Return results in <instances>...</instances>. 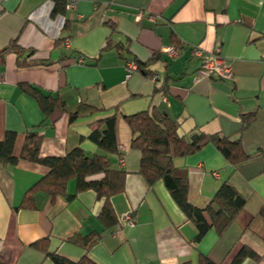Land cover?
<instances>
[{"label":"crops","instance_id":"obj_1","mask_svg":"<svg viewBox=\"0 0 264 264\" xmlns=\"http://www.w3.org/2000/svg\"><path fill=\"white\" fill-rule=\"evenodd\" d=\"M75 1L73 9L52 16V0H0V50L15 40L26 50L23 56L42 62L18 65L15 51L3 52L0 139L7 130L16 132L18 155L26 131L35 129L42 135L41 155L62 156L76 146L93 154L99 148L90 132L100 119L116 113L122 158L110 155V165L126 172L124 191L111 197L118 223L103 231L101 202L91 189L77 192L73 179L67 184L69 198L52 199L39 190L31 205L22 207L24 194L47 169L23 160L0 163V264H53L32 246L41 239L50 252L74 261L86 255L96 264H201V255L231 264L242 247L259 259L246 257L240 264H264V216L259 213L264 207V0ZM108 21L116 25L114 33ZM62 38L68 45L56 44ZM108 38L111 45L125 47L102 50ZM174 41L179 43L177 55L162 50ZM218 45L232 65V78L197 76L200 62L193 48L214 51ZM78 54L82 63L76 62ZM126 60L136 61L129 75ZM138 63L147 64L139 69ZM154 73L160 77L156 82ZM21 82L59 96L66 111L56 110L43 121L38 103ZM156 85L165 86V93ZM81 103L96 109L69 121L67 112ZM152 107L177 120L182 134L198 129L207 135H239L244 152L252 154L232 165L207 142L173 158L188 178L187 199L194 206L205 207L225 179L245 198L221 235L210 228L194 242L195 226L163 183L148 186L137 173L140 152L130 147L123 115ZM249 113L254 118L241 128V116ZM127 214L132 222L124 220ZM91 232L100 237L87 250L67 240Z\"/></svg>","mask_w":264,"mask_h":264},{"label":"trees","instance_id":"obj_2","mask_svg":"<svg viewBox=\"0 0 264 264\" xmlns=\"http://www.w3.org/2000/svg\"><path fill=\"white\" fill-rule=\"evenodd\" d=\"M52 1L51 15L65 14L67 0ZM107 24L111 32L114 33L116 25L110 21ZM65 39H58L56 44L63 43ZM174 42L179 47V43ZM109 47L121 51L125 46L120 42L111 45L108 38L102 50ZM7 49L16 52L18 65L42 63L39 60L23 56L26 50L24 51L15 40H12L5 49L0 50V59ZM153 58L152 56L151 59L153 60ZM146 64L138 63L137 67L143 69ZM20 87L34 97L44 115L43 121L49 119L56 110L66 111V104L59 96L45 93L39 87L27 82H21ZM164 87L156 85L155 89L165 93ZM95 109L89 104L81 103L74 111L67 112L69 121L81 114L93 112ZM115 109L117 108L115 107ZM116 118L117 114L114 113L100 119L90 132L89 139L99 148V151L93 154H88L81 147L76 146L62 156L41 155L42 135L33 129L26 131L22 149L16 155L14 148L17 134L7 130L3 138L0 139V163L2 165L15 164L23 160L40 164L47 169L46 174L26 191L20 205L22 207L31 205L34 193L39 190L45 191L52 199L57 195L69 198L67 184L73 179L77 192L91 189L95 192L96 199L101 202L98 219L102 224L103 231L115 226L118 223V218L112 206L111 197L124 191L126 177L125 171L113 169L110 165V155L115 154L119 159L122 158V151L118 149L116 141ZM253 118V113L243 114L241 128H245ZM123 119L131 132L130 147L140 152L137 173L144 178L148 186H152L158 181L163 183L186 219L195 226L194 242L200 240L210 228L221 235L245 205V198L228 179H225L205 207L194 206L187 199L188 178L181 169L174 166L173 158L193 153L205 143L211 142L230 164L236 165L252 156V154L244 152L239 135L235 137L222 136L218 133L207 135L198 129H192L190 132L182 134L179 132L177 120L171 119L155 107L123 115ZM259 213L264 216V207L260 209ZM99 237L100 233L91 232L87 235L73 234L67 240L87 250ZM32 246L49 257L53 264H96L86 255L74 261L56 252H50L47 249L46 239L37 240L32 243ZM246 257L259 259V256L250 248L242 247L231 264H240ZM200 263L217 264L205 255L200 256Z\"/></svg>","mask_w":264,"mask_h":264},{"label":"built area","instance_id":"obj_3","mask_svg":"<svg viewBox=\"0 0 264 264\" xmlns=\"http://www.w3.org/2000/svg\"><path fill=\"white\" fill-rule=\"evenodd\" d=\"M76 5L75 0H68L66 4V9L70 10L73 9ZM76 16L79 17L77 14ZM136 19H140V14L136 16ZM64 45H68V39L64 40ZM163 51L169 53L170 55H177L180 50L179 47L176 45H169L162 49ZM193 56L196 57L199 62L200 66L197 72V76L203 77V78H216V79H231L233 76V68L231 63L224 58L220 54V46H216L214 51H206L202 49L201 47H194L193 48ZM76 62L82 63L83 62V56L77 55L76 56ZM127 75L135 68V62L128 60L125 62ZM159 74L154 73L152 74V79L156 82L159 80ZM4 81V75L2 72H0V84ZM119 150H122L123 148L120 146L118 147ZM214 175H217V173H214ZM124 220L126 222H132V217L130 214H127L124 217Z\"/></svg>","mask_w":264,"mask_h":264}]
</instances>
